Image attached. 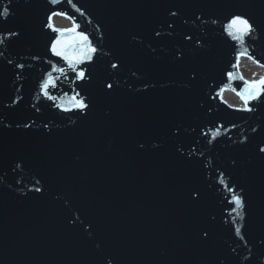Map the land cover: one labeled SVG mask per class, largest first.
Returning a JSON list of instances; mask_svg holds the SVG:
<instances>
[{
  "label": "water",
  "instance_id": "95a60500",
  "mask_svg": "<svg viewBox=\"0 0 264 264\" xmlns=\"http://www.w3.org/2000/svg\"><path fill=\"white\" fill-rule=\"evenodd\" d=\"M4 6L0 264H264V95L237 110L249 85L236 69L264 71V0ZM53 12L97 48L84 80L50 51ZM237 14L256 29L243 43L224 27ZM49 73L55 101L40 87ZM76 93L89 109L72 108Z\"/></svg>",
  "mask_w": 264,
  "mask_h": 264
},
{
  "label": "snow or ice",
  "instance_id": "6c2138e0",
  "mask_svg": "<svg viewBox=\"0 0 264 264\" xmlns=\"http://www.w3.org/2000/svg\"><path fill=\"white\" fill-rule=\"evenodd\" d=\"M8 2L9 4H11L12 0H8ZM57 2L58 0H51V3L53 4H56ZM77 11H80V9H77ZM10 13L11 9L9 7H0V18L7 19ZM173 15H175V13H173ZM55 16H66V13L53 12L48 18L49 23L47 26L51 28L54 32L59 33V35L52 40L50 44V51L54 56L60 57L64 61H66L68 66L73 71H77L78 79L84 80L86 79V72L82 68L78 70V66L83 64L85 61H91L94 55L97 53V48L92 45L88 35H86L84 32L77 31L79 25L74 24L72 28L68 29L54 27L51 21L52 18ZM67 18L71 19V17ZM224 27L227 34L240 43H243L245 37L251 36L256 31L254 27V22H252L250 18L239 14L233 15ZM157 35H159V33H157ZM8 36H19V33L9 32ZM0 43H3L2 39H0ZM241 55H244V53H241ZM18 66L23 67V65ZM112 67L115 68L117 67V65L113 64ZM55 71L64 73L65 70L64 68H56ZM229 75L231 76V74ZM55 86V80L51 76V73H49L48 79L45 80L40 87L45 97H48L49 99L55 101L59 98L52 96L49 93V88ZM106 87L108 89H113V85L110 83L107 84ZM239 95L241 96V99L244 101L245 104V108L243 110L252 111V109L247 107V105L250 101L259 99L261 95H264V77H262L259 81L249 82V87L245 89L244 92L239 93ZM69 103L72 105V108L77 109L80 112H84L86 109L90 108V104L87 103L85 98L80 96L79 93L73 95ZM60 106L63 107V104H61ZM65 110L68 109L65 108ZM17 127H19V125H17ZM24 127H30V125L25 124ZM217 135L218 130L212 133L213 138H215ZM259 150L260 152H264V148H260ZM220 183L224 184L225 187H227V190L233 194L232 203L235 205L233 211L236 212V215L238 217L243 218L246 209L244 197L236 193L235 186L229 187L223 179L220 180ZM35 191L40 192L41 189L36 188ZM240 191L243 192V189H241ZM235 233L237 235H241V228L236 227ZM202 235L203 237L207 238L208 232L205 231Z\"/></svg>",
  "mask_w": 264,
  "mask_h": 264
}]
</instances>
